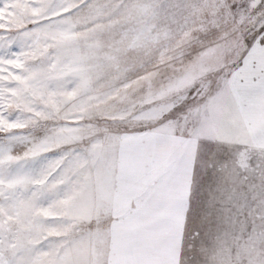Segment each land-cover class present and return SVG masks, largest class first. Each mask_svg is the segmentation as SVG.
I'll use <instances>...</instances> for the list:
<instances>
[{"label": "rangeland", "instance_id": "obj_1", "mask_svg": "<svg viewBox=\"0 0 264 264\" xmlns=\"http://www.w3.org/2000/svg\"><path fill=\"white\" fill-rule=\"evenodd\" d=\"M210 2L0 0V229L26 247L39 249L40 260L55 264L65 235L58 221L91 213L127 221L126 227H131L122 205L128 191L125 181L136 175L131 179L134 190L144 192L135 166L117 162L83 199L66 201L60 195L63 184L53 179L59 167L56 158L61 152L79 150L82 141L113 121L124 129L154 122L166 111L157 102L181 90L193 74L202 76L231 65L239 55L236 46L226 47L221 56L208 54L195 68L183 64L191 45L203 40ZM10 59L15 63H7ZM254 63L256 67L250 66L245 75L249 89L256 92L250 104L260 115L249 116L248 148L264 143V52L256 54ZM214 83L209 77L197 87L203 91ZM163 135L161 130L156 138ZM126 142L135 144L139 139ZM221 147L236 151L229 145ZM252 156L256 158L255 153ZM228 166L232 167L231 161ZM126 173H131L128 178ZM260 183L258 175L248 177L236 189L247 193L246 202H241L243 212L234 204L225 211L218 201L230 188L229 177L218 174L210 183L200 236L194 239L185 231L181 236L178 229L177 236L163 239V247L172 242L171 251L151 244L144 249L154 238L143 239L142 250L134 257L141 258L139 264H252L253 257H264V197L248 189V184ZM176 213L182 218L181 209ZM245 223L250 225L247 231ZM125 228L106 245L72 249L63 260L83 264L99 259L103 248L113 264H124L115 244L121 243ZM134 238L131 242L137 244Z\"/></svg>", "mask_w": 264, "mask_h": 264}, {"label": "snow or ice", "instance_id": "obj_2", "mask_svg": "<svg viewBox=\"0 0 264 264\" xmlns=\"http://www.w3.org/2000/svg\"><path fill=\"white\" fill-rule=\"evenodd\" d=\"M207 6L211 12L206 17L203 40L191 45L183 64L195 68L203 64L208 54L221 56L226 47L236 46L239 55L231 65L217 67L202 76L193 74L181 90L157 102L166 111L154 122H138L133 128L124 129L120 122L113 121L82 141L79 150L61 152L56 158L59 167L53 179L63 184L60 195L66 201L83 199L117 162L135 166L144 187L142 197L134 205L135 234L145 240L166 225L169 196L178 180L182 188L184 231L193 234L194 239L205 227L210 183L218 174L229 177L230 188L223 193L224 199L218 201L225 211L227 205L234 204L243 212L241 202H246L247 193L236 189L246 184L250 176L258 175L261 183L248 184L249 191L264 197V143L248 148L251 141L245 133L253 111L250 101L256 95L255 90L249 89L245 74L250 66L256 67V54L264 52V0H211ZM7 63L15 61L10 59ZM209 77L215 83L202 91L197 85ZM161 130L164 135L156 138ZM231 136L239 137V142L226 139ZM130 138H138L139 142L129 144L126 141ZM223 145L235 147L236 151H223ZM127 223L91 213L58 221L65 235L61 237L62 247L55 253V264H66L63 257L72 249L106 245ZM249 227L245 223V231ZM39 251L0 229V264H47L37 257ZM83 264L113 262L101 248L99 259L92 258ZM252 264H264V257H253Z\"/></svg>", "mask_w": 264, "mask_h": 264}, {"label": "crops", "instance_id": "obj_3", "mask_svg": "<svg viewBox=\"0 0 264 264\" xmlns=\"http://www.w3.org/2000/svg\"><path fill=\"white\" fill-rule=\"evenodd\" d=\"M259 115H260V113L258 112V107L257 106L253 107V111L251 112L250 117H255V116H259ZM130 174L126 173V177L128 178ZM129 178L130 179L128 181L127 180L125 181L124 189L125 190L128 189V191H127L126 198L122 202V205H124L125 215L131 217L132 221H129V224L131 225V227L128 226L122 231L124 238H122L121 243L119 241V243H116L115 245L121 251V252H119L121 254H117V256L119 257V259L123 260L124 264H133V262H134V264H139L141 262L140 261L141 258H139V257L136 258L134 256L137 255L140 250H142L143 244H140V243L143 241V239L138 237L135 234V227H136L137 222L135 219L136 209H135L134 205H136L137 202L140 200V198L143 195V192L140 191V193L138 194L134 190L136 188L135 187L136 184L134 185L133 180L136 179V175L133 177H129ZM138 178L140 180V176ZM131 179H133V180H131ZM140 182H141V180H140ZM107 185L108 186L106 188V192H107V198H108V202H109V199H110L109 195L111 194V192H110L109 184H107ZM100 189L102 192V182H101ZM130 189H132L133 191H130ZM102 195H103V192H102ZM180 209L182 210V218H181V215L179 216V213H178V215L176 213L177 211H180ZM167 216H168V220H167L166 225L162 229H160L155 235L152 236V238H154V240L150 239V241H149L150 243H145L144 246H147V247H144V249L150 248V246H160L157 250L171 251V247H169V245L172 246V242L171 243L166 242L167 243L166 246H168V247L167 248L163 247L164 237L165 236H174V235L177 236L178 233H181V234H179L181 236L184 234V226L182 228L179 227L180 222L184 223L183 203H182V188H181V184H180L179 180L177 181L175 188L172 190V192L169 196V201H168V206H167ZM180 219H181V221H179ZM178 229H179V232H178ZM179 235H178V237H179ZM131 236L135 237L134 241H137L138 245L131 242ZM127 240H130V241H127ZM181 240L177 242V245H179V247L181 246L180 245ZM148 245H150V246H148ZM133 258H136V259L134 260ZM176 259L178 261V256ZM179 261H180V259H179ZM179 261H178V263H179Z\"/></svg>", "mask_w": 264, "mask_h": 264}]
</instances>
